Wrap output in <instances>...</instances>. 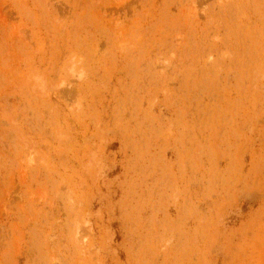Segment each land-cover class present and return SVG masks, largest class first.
<instances>
[{
	"label": "rangeland",
	"instance_id": "obj_1",
	"mask_svg": "<svg viewBox=\"0 0 264 264\" xmlns=\"http://www.w3.org/2000/svg\"><path fill=\"white\" fill-rule=\"evenodd\" d=\"M0 264H264V0H0Z\"/></svg>",
	"mask_w": 264,
	"mask_h": 264
}]
</instances>
